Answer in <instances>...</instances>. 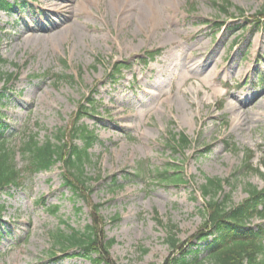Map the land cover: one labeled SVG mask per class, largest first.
Instances as JSON below:
<instances>
[{"label": "rangeland", "instance_id": "1", "mask_svg": "<svg viewBox=\"0 0 264 264\" xmlns=\"http://www.w3.org/2000/svg\"><path fill=\"white\" fill-rule=\"evenodd\" d=\"M44 1L9 0L11 8H0L1 70L19 76L1 108L9 145H20L25 132L55 136L95 92L98 112L83 121L100 141L87 169L104 230L116 239L111 256L117 264H164L171 226L186 241L203 224L207 177L230 179L225 190L234 203L247 197L248 184L264 188V175L244 168L251 149L253 167L264 172V23L251 17L264 11V0H229V16L214 0H59L57 12ZM219 16L228 20L220 30ZM160 48L144 65L148 51ZM114 62L127 64L121 76L111 74ZM234 97L246 104L235 109ZM175 132L191 146L173 150ZM141 163L145 176L136 177ZM176 165L186 183L157 182L159 170L171 175ZM0 200V264H99L96 255L51 256V232L65 228L62 220L77 229L91 222L87 202L64 185L61 164L26 177ZM55 205L53 215L48 207ZM193 241L207 256V242Z\"/></svg>", "mask_w": 264, "mask_h": 264}, {"label": "trees", "instance_id": "2", "mask_svg": "<svg viewBox=\"0 0 264 264\" xmlns=\"http://www.w3.org/2000/svg\"><path fill=\"white\" fill-rule=\"evenodd\" d=\"M222 3L221 8L224 12H228V8L233 5L228 0ZM11 5L8 0H0V7L10 8ZM240 12L245 11L240 8ZM144 61L147 62V60ZM6 62L7 60L0 53V81L5 79L4 89L7 88V84L18 77V73L1 70V66ZM121 71L122 67L116 69V73H121ZM57 77L60 79L74 78V76L59 74ZM4 98H6V92L0 89V191L21 187L27 175L50 170L60 163L65 185L76 197H81L87 202L91 211V223L82 229H77L68 223L66 228L58 227L51 232L52 256L59 257L60 252L73 250V254L76 255L86 257L96 255L95 260L99 264H117L111 256V248L116 243V239L109 238L104 230L101 204L95 203L92 199L91 182L95 177L90 175L87 169L93 163L90 149L100 139L96 129L90 128L83 119L97 111V100L95 98L81 100L77 110L71 115L69 124L59 129L55 136L41 139L38 132H25L20 145L10 146L5 125L1 120V108L5 105ZM221 108L220 105L219 109ZM77 140H81L82 144H78ZM172 141V148L175 151H183L192 144V140L183 132L172 133ZM254 154L251 149L245 151L244 168L249 171H259L264 175L259 168L253 167ZM18 156H22L25 160V164L21 167L17 161ZM180 168L176 165L171 175L159 171L157 182L186 183L187 180L183 175L177 172ZM138 169L135 170L136 177L143 172L145 175L146 168L143 163L138 165ZM229 183H231L230 179L207 177L206 183L202 186L203 195L209 198L205 200L206 204L201 211L203 224L197 233L186 241L178 238L173 232L175 226H171L167 242L172 254L164 264H264V188L248 184L247 197L239 203H234L231 191L226 192L225 190L226 184ZM48 209L55 215L60 206H50ZM77 209L80 211L81 207ZM4 210L5 205L0 201V214ZM255 219H261L263 222L254 225ZM62 221L67 223L66 220ZM193 239L207 242V256L201 257L200 245L197 249H192L196 245Z\"/></svg>", "mask_w": 264, "mask_h": 264}, {"label": "bare ground", "instance_id": "3", "mask_svg": "<svg viewBox=\"0 0 264 264\" xmlns=\"http://www.w3.org/2000/svg\"><path fill=\"white\" fill-rule=\"evenodd\" d=\"M45 2V7L46 8H49L51 11H53V12H57L58 10H59V0H49L48 2H46V1H44ZM254 98H256V96H251L250 98H248V96L246 97V98H243L245 101H247V100H252V101H254ZM260 97H258V99H259ZM234 100L235 101H233V103H232V105H233V107L236 109V108H238L239 107V105H245L246 103H242V101H241V98L240 97H234ZM247 111H250V109L249 110H247ZM255 114H253L252 116L251 115H246L245 116V118L243 117V115H240V117H238V122L240 123V122H243L244 120H246V119H249V120H251V119H255ZM262 116V114L261 113H259V115H258V117H261Z\"/></svg>", "mask_w": 264, "mask_h": 264}]
</instances>
